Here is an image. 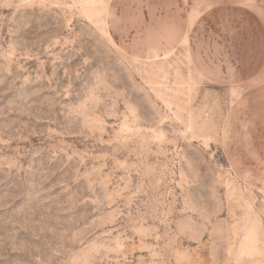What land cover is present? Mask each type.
Returning a JSON list of instances; mask_svg holds the SVG:
<instances>
[{
	"label": "rangeland",
	"instance_id": "rangeland-1",
	"mask_svg": "<svg viewBox=\"0 0 264 264\" xmlns=\"http://www.w3.org/2000/svg\"><path fill=\"white\" fill-rule=\"evenodd\" d=\"M0 264H264V0H0Z\"/></svg>",
	"mask_w": 264,
	"mask_h": 264
}]
</instances>
